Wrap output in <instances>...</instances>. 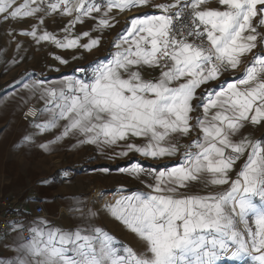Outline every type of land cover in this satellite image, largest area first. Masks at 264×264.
Returning a JSON list of instances; mask_svg holds the SVG:
<instances>
[{
    "label": "snow or ice",
    "instance_id": "1",
    "mask_svg": "<svg viewBox=\"0 0 264 264\" xmlns=\"http://www.w3.org/2000/svg\"><path fill=\"white\" fill-rule=\"evenodd\" d=\"M208 2L0 0L4 22L37 21L20 35L36 44L88 52L118 23L114 9L122 13L151 5L154 12L131 17L117 34L110 59L79 69L85 78L37 80L24 87L44 101L40 114L46 118L35 127L59 129L40 145L45 151L76 137L78 144L111 150L110 158L181 156L170 168L146 169L139 161L121 168L131 176H152V191L120 196L104 206L137 236L142 249L96 226L92 209L74 207L84 226L65 229L46 217L13 221V255L0 257V264H264V139H237L248 125L264 126V0H218L219 7H203ZM53 15L68 18L62 36L43 27ZM89 19L93 29L76 34V26ZM249 54L238 78L221 81L240 71ZM54 59L68 63L60 55ZM145 67L160 69L159 76L145 79ZM195 129L199 135L181 151L179 140ZM31 142V136L23 137V143ZM245 156L233 179L230 174ZM201 177L206 186L228 187L207 194L181 191Z\"/></svg>",
    "mask_w": 264,
    "mask_h": 264
},
{
    "label": "crops",
    "instance_id": "2",
    "mask_svg": "<svg viewBox=\"0 0 264 264\" xmlns=\"http://www.w3.org/2000/svg\"><path fill=\"white\" fill-rule=\"evenodd\" d=\"M163 2L166 0H153V3ZM17 3H23V0H17ZM154 11L151 5L132 8L122 13L114 9L111 15L115 17L118 23L114 28L106 30L102 34L101 45L89 52L88 57H99L101 54L98 53L102 50L111 58L115 52L112 41L127 25L128 20L135 15ZM52 17L62 19L59 15ZM47 19L48 17L45 18L44 22H47ZM36 22L33 18H26L6 23L0 17V178L7 180L6 186L0 188V193L9 194L24 201V217L20 220L23 222H31L37 217H46L55 226L71 229L77 225L84 226L81 224L79 213L73 211L74 207H79L85 211L92 209L97 213L91 218L96 226L103 227L124 244L132 246L134 249H142V242L137 236L105 209L104 206L109 201H106L105 198L100 199L99 196L92 193L93 185H83L78 180H74L72 184L60 182L59 178L63 177L65 172H72L64 164L63 141L52 145L53 150L51 151H45L40 147L41 144L53 140L58 134V129L40 138L41 134H37L39 130L34 123L31 121L20 122V114L29 104L33 103L37 108L42 107L39 93L34 94L30 88L17 87L13 84L17 81L21 84L31 83V80L24 78L26 71L24 58L29 56L35 42L31 37L19 33L22 29H29ZM86 24L90 30L93 29L92 20H86ZM92 34L94 36L101 35L95 31ZM17 44L20 45L19 48ZM45 46H47V42H45ZM244 65L246 66L245 58L241 66ZM159 73L160 69L148 67L142 69L145 79H154L159 76ZM232 78L233 75L228 80L231 81ZM213 87H215V83ZM197 114H199V110L194 115ZM251 127V125L246 126L242 130L243 135L237 139H243L244 136L252 140L264 138L261 137L263 128L259 127L260 131L255 132L256 138H254L251 135ZM32 128L36 132L35 137L32 138L31 143H23V137L28 136L26 132L31 133ZM198 135L199 130L195 129L183 140H186L188 144ZM205 179L202 177L201 183L193 184V186H188L186 190L182 189L181 191L185 194H207L222 191L220 186H206ZM123 189L124 192L121 194L127 196L126 187ZM77 202L79 203L77 204ZM39 203L43 204L45 211L41 215H36L33 210ZM13 239L14 232L10 228L0 238V257L9 258L13 255Z\"/></svg>",
    "mask_w": 264,
    "mask_h": 264
},
{
    "label": "rangeland",
    "instance_id": "3",
    "mask_svg": "<svg viewBox=\"0 0 264 264\" xmlns=\"http://www.w3.org/2000/svg\"><path fill=\"white\" fill-rule=\"evenodd\" d=\"M211 7H209V6ZM203 7L206 8H216L219 7L218 0H209ZM68 18L62 17V19H57L56 17H48L47 22H44L43 27H46L48 31L56 33L60 36L63 33L60 31L65 24L67 23ZM82 31H90L86 21L82 25H77L75 29V33L79 34ZM260 31L264 32V29H260ZM87 42L85 38L82 40V43ZM260 51L259 47L254 49V53H258ZM98 53V52H97ZM89 52L83 49L76 50H60L57 49L54 45L47 43L45 46V42L42 44L33 43L32 50L29 56H25L26 65L24 68L26 69L24 73V78L31 80V83L37 80H44L46 83L48 82H58L65 77H78L85 78V74L80 72V68H87L92 62L101 59L108 60L110 58L109 54L103 52L102 50L98 53L99 57L90 58L88 57ZM55 55H60L68 60L67 64H62L54 59ZM73 57H76L75 59ZM252 58V54H249L245 57V64L247 61ZM244 66H241L240 71H236L231 73L234 80L238 78L243 72ZM58 69V71H57ZM223 81V80H221ZM27 83V84H31ZM17 87H24V84L17 81L13 83ZM32 91V90H31ZM33 93V91H32ZM44 107V101H42V107ZM38 108V109H39ZM39 109L38 116L30 120L32 123H40L46 117H41ZM22 113L20 114V122H30L25 121L22 118ZM259 127H261V132L263 134L261 137H264V126H252V136L255 137V132L260 131ZM34 128V127H33ZM32 128L31 133L26 132L28 136L32 138L35 137L36 132ZM55 132V130H53ZM53 131H50L52 133ZM59 132V129L58 131ZM49 132H40L37 134H41L45 136ZM185 138V137H184ZM181 138L179 143L181 145V151H183V145L187 144L186 140ZM264 139V138H262ZM132 142L141 143L140 139H134ZM64 144V164L68 166L70 171L65 172L63 177L59 178L62 184H72L74 180H78L83 185H93L96 189V196L99 198H105L109 203H114L116 199L120 196H124L121 192H124V187L127 190V196L132 195L136 192H150L152 191L148 185L153 183V177L150 175H141L140 177L131 176L125 172H121V168L128 167L130 164H133L139 161L142 166L146 169L156 168L157 170L161 168H170L178 164L181 160V156L177 155L176 157L166 158L164 161L160 160H152L149 158H145L136 153H130L128 157H119L110 158V156L114 155L111 150H99L96 146L90 144H78L76 137H68L63 140ZM75 145V146H74ZM54 148H56L54 146ZM119 151V149H116ZM246 157H242L240 161H237L236 166L232 173L230 174L232 178H235L236 172L240 170V167L244 163ZM233 174V175H232ZM202 177L197 181L189 182L188 186H193V184L201 183ZM6 179L0 178V188L2 186H6ZM221 192L225 191L228 187L227 185L220 186ZM223 188V189H222ZM1 190V189H0ZM250 225L254 227V219L250 218ZM241 229L243 225H238Z\"/></svg>",
    "mask_w": 264,
    "mask_h": 264
},
{
    "label": "built area",
    "instance_id": "4",
    "mask_svg": "<svg viewBox=\"0 0 264 264\" xmlns=\"http://www.w3.org/2000/svg\"><path fill=\"white\" fill-rule=\"evenodd\" d=\"M231 72L221 77V80L229 79ZM39 114V109L33 103L29 104L22 113V118L25 121L35 119ZM97 189L92 188V193L96 194ZM43 204L39 203L34 208L33 213L41 215L44 213ZM25 203L19 198H15L9 194L0 193V238L5 235L11 228L13 221H20L24 217Z\"/></svg>",
    "mask_w": 264,
    "mask_h": 264
}]
</instances>
